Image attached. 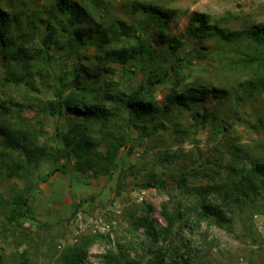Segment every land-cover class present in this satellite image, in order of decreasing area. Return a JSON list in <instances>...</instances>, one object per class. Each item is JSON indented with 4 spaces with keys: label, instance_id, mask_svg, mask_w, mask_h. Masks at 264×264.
<instances>
[{
    "label": "rangeland",
    "instance_id": "obj_1",
    "mask_svg": "<svg viewBox=\"0 0 264 264\" xmlns=\"http://www.w3.org/2000/svg\"><path fill=\"white\" fill-rule=\"evenodd\" d=\"M74 1L88 9L93 21L102 24H108L115 18L128 22L143 18L142 13L131 12L133 0ZM139 1L176 11L167 30L169 35L181 33L194 12L210 14L213 21L227 29L264 25V0ZM50 2L0 0V7L11 12L34 10L42 15ZM148 32L156 38L155 27L149 28ZM183 43L176 52L154 45V55L163 69L169 65L178 66L183 62L181 58L189 62L178 73L180 86L195 80L228 87L244 79L243 70L225 65L229 57L235 56V48L220 45L213 38L186 39ZM92 52V47L87 46L80 54L88 56ZM51 53L58 57L56 52ZM199 54L203 57H198ZM66 62L69 65L71 60ZM60 65L59 59H50L49 62L35 60L31 69L39 73L35 77L39 91L29 93L45 100L53 98L52 76ZM111 66L115 69L113 78L127 91L137 87L144 73L130 71L133 70L130 63H111ZM5 67L0 62V99L18 102V105L12 106L2 117L9 122L22 120L40 130L37 144L48 146L49 155L43 157L38 165H27L16 177H7L0 171L1 264H64L65 255L84 242L88 245L83 264H100L101 254L119 249L134 264H149L153 253L158 250L167 264H175L170 261L171 257L180 260V264H264V200L255 199L247 203L230 215L228 223L219 222L212 217H202L198 212L201 196L196 189L210 183L202 173L188 175L189 189L179 188L173 180L177 171L189 167L191 173L194 170L199 172V161L211 158L214 148L223 152L216 156L223 166L231 161L230 144L254 146L263 141L264 127L255 130L251 125L256 119L264 124V91L244 98L240 105L235 104L231 97L209 98L206 106L218 118L214 126L210 119L194 126L189 109L170 105L161 118L162 124L148 135H137L134 130L130 132L134 138L130 142L132 152L126 153L127 147L121 150L119 167L112 175L93 177L89 173L75 171L65 157L54 154L55 132L65 130L71 119L50 115L35 102L25 99L26 92L22 86L6 81ZM169 80L155 88L159 105L167 101L173 84V79ZM197 108L202 110L200 103ZM121 123L113 122L112 127L122 132ZM219 124L224 126L223 132L216 131ZM0 149H3L1 142ZM171 152L176 153L171 161L161 159L165 153ZM12 157H19V152H9L6 159ZM63 164L66 165L65 171H55L45 177L55 166ZM151 182L153 186H145ZM18 193L28 197L30 215L10 221L11 202ZM206 200L212 204L222 201L215 192L209 193ZM177 204L182 208V219L172 226L167 237L162 235L157 242H152L145 228L138 225L143 212L149 209L148 217L166 226L163 211L169 212Z\"/></svg>",
    "mask_w": 264,
    "mask_h": 264
},
{
    "label": "trees",
    "instance_id": "obj_2",
    "mask_svg": "<svg viewBox=\"0 0 264 264\" xmlns=\"http://www.w3.org/2000/svg\"><path fill=\"white\" fill-rule=\"evenodd\" d=\"M130 9L133 13H142L143 18L132 22L115 18L108 24H102L93 21L88 9L74 0H51L42 15L30 9L29 12L23 9L11 12L0 7V62L6 66V81L22 86L26 92L25 99L35 102L42 111L71 119L65 130L55 132L54 154L65 157L75 171L89 173L93 177L112 175L119 167L121 150L127 147L125 152H132L130 142L134 138L130 132L134 130L137 135H148L162 124L161 118L170 105L189 109L194 126L209 119L214 126L218 118L206 106L209 98L231 97L235 104L240 105L244 98L264 91V25L227 29L213 21L210 14L194 12L181 33L169 35L167 30L176 14L174 9L139 0L131 1ZM152 26L157 29L156 38L148 32ZM205 38H213L220 45L235 48V56L229 57L225 65L243 70L244 79L228 87L195 80L180 86L178 73L189 62L181 58L183 62L178 66L169 65L163 69L154 55L155 43L176 52L184 44L183 40ZM122 42L125 43L121 45ZM87 46H91L93 52L88 56L81 55L80 51ZM50 51L56 52L58 57L55 58ZM37 59L47 62L50 59L61 60L60 68L52 76L53 98L48 100L29 93L39 91L35 83L36 73H39L31 69ZM69 59L71 62L66 65ZM111 63H130L133 68L130 71H143L137 87L125 90L113 78L115 69ZM169 79H173V84L167 101L159 105L155 88ZM199 103L202 110L197 108ZM16 105L18 102L0 99V142L3 148L0 149V171L7 177L20 175L27 165H38L43 157L49 155L48 146L37 144L40 130L22 120L9 122L2 117ZM116 121H122V132L112 127ZM219 125L216 131L223 132L224 126ZM251 127L260 130L264 124L256 119ZM229 148L231 161L228 164L222 166L218 162L216 156L223 152L214 148L211 158L199 161V172L194 170L191 173L189 167L177 171L173 179L179 188L189 189L188 175L202 173L210 183L196 189L201 196L198 212L202 217L227 223L230 215L247 203L255 199L264 200V140L254 146L230 144ZM11 151H18L19 157L6 159ZM175 156L173 152L165 153L161 159L171 161ZM65 166H55L45 177L55 171H65ZM153 185L152 182L145 184L146 187ZM212 192L217 193L222 201L215 204L207 202L206 196ZM11 203L10 221L30 215L31 205L25 194H16ZM148 213L149 209L143 212L138 225L145 228L152 242H157L162 235L167 237L172 226L182 219L179 204L169 212L163 211L166 226L148 217ZM87 245L88 242H84L81 247L67 253L64 264H83ZM165 259L158 250L153 253L149 264H167ZM100 261V264H134L120 249L117 252L106 251L101 254ZM170 261L180 264V260L174 257Z\"/></svg>",
    "mask_w": 264,
    "mask_h": 264
}]
</instances>
